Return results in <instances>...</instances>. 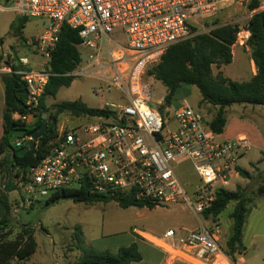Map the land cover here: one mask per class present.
I'll use <instances>...</instances> for the list:
<instances>
[{
	"label": "built area",
	"instance_id": "obj_1",
	"mask_svg": "<svg viewBox=\"0 0 264 264\" xmlns=\"http://www.w3.org/2000/svg\"><path fill=\"white\" fill-rule=\"evenodd\" d=\"M221 1L6 0L0 4V11L11 10L18 19L44 22L42 32L28 41L36 61L21 57L0 65V76L17 75L26 84L27 113L15 114V121L34 125L35 110L50 78L49 63L65 25L78 30V48L87 54L85 59L81 55L72 75L96 77L104 84L98 96L115 90L121 99L98 109L103 114L80 117L74 127L57 128L46 156L15 191L25 208L41 189L83 187L90 195H129L155 208L183 204L198 218L199 228L169 229L155 244L191 264H239L220 246V221L206 220L204 213L212 208L217 191H230L240 176L238 161L251 141L245 136L222 139L212 131L206 115L187 104L177 109L155 104L138 70L143 62L157 65L169 48L214 29L194 28L200 19L216 14ZM239 30L236 43L247 47L248 26ZM26 140L13 145L20 149Z\"/></svg>",
	"mask_w": 264,
	"mask_h": 264
},
{
	"label": "trees",
	"instance_id": "obj_2",
	"mask_svg": "<svg viewBox=\"0 0 264 264\" xmlns=\"http://www.w3.org/2000/svg\"><path fill=\"white\" fill-rule=\"evenodd\" d=\"M263 0H250L247 4L249 12L254 13L248 21L251 33L248 47L251 50L252 60L255 63L257 74L245 83L232 81L219 72L213 74V66L218 68L232 63V47L236 44L239 26L233 24L217 25L209 33L200 34L191 41L177 44L169 48L160 59V62L150 69L147 74L160 82L166 89L164 106L171 107L176 91L183 85L196 87L202 100L200 106L209 105L215 109L209 120L210 128L217 134H223L228 123V109L235 106H264V11H260ZM29 21L16 19L12 25L14 37H23L24 26ZM0 38V46L3 44ZM81 43L78 30L65 25L60 33L59 42L49 63L50 74L48 85L35 110L33 126H26L15 121L17 113L26 114L27 108L22 92L26 89L23 79L17 75H2L1 81L5 88V109L3 112V136L0 140V175L5 182L0 190V264H11L28 261L37 250L34 237V228L31 225H21V234L15 241H5L8 235L7 228L12 223L15 210V200H10V193L26 183L31 168L36 167L46 156L48 144L56 135L59 115L69 113L74 117L95 116L103 114L98 109H91L80 100L62 101L48 106V99H56L62 88H69L75 81L73 72L82 62L78 46ZM4 56L0 52V60ZM19 69V68H16ZM48 115V129L38 141L36 148L29 150L23 157L17 151L10 139L17 129L26 128L28 132L41 126L43 115ZM242 178L249 179L250 174L239 168ZM264 196V187L260 188ZM62 199H71L77 203H110L116 202L123 209L135 207L138 209H155V206L145 200H136L132 196L111 198L103 195H90L85 187L81 190H57L51 193L46 200L47 206L57 204ZM236 202L230 218L232 220V235L227 241L224 252L236 261L237 256L243 255L246 248L243 244V231L246 220L251 213L248 207L249 200L245 192L218 190L217 198L212 208L204 213L206 220H219V216L230 203ZM76 248L80 258L75 264H138L143 257L137 244L120 248L116 253L98 251L83 241L80 228L74 233Z\"/></svg>",
	"mask_w": 264,
	"mask_h": 264
},
{
	"label": "rangeland",
	"instance_id": "obj_3",
	"mask_svg": "<svg viewBox=\"0 0 264 264\" xmlns=\"http://www.w3.org/2000/svg\"><path fill=\"white\" fill-rule=\"evenodd\" d=\"M250 0H222L216 14L202 18L195 25V30L206 32L211 27L217 25L233 24L245 27L248 24L249 11L247 4ZM0 4H4L0 0ZM16 14L14 12L0 11V33L4 42L8 45H14V56H30L28 50L20 42L16 41L11 30ZM17 17L15 18V20ZM42 20H30L23 29L24 36L38 35L43 29ZM15 42V43H14ZM6 53V51H4ZM82 58H86V51L80 50ZM156 63L154 61H145L139 67V74L142 84L149 85L150 99L155 103H162L167 95V89L147 72L152 69ZM226 69V72L229 69ZM214 71L218 69L213 66ZM239 71V67L232 70ZM229 74V73H228ZM104 86L102 80L93 77H76L74 83L69 88H62L56 99H48V106H52L62 101L80 100L91 109H101L106 104L121 103L120 95L115 90L107 92L105 96L100 97L96 94L97 90ZM200 92L194 86L183 85L173 96L171 107L180 108L187 104L206 115L205 108L200 106ZM2 101V99H1ZM254 107H243L235 105L231 109L235 113L244 116H250L261 127L264 133V120L256 114H250L249 109ZM231 113L228 112V117ZM207 119L210 118L206 115ZM73 117L69 113L59 115L57 127L61 125L76 126L81 122L80 118ZM174 125V122L171 123ZM264 135V134H263ZM239 166L250 174V178L238 177L234 181L230 191L245 192L249 200L248 207L252 210L247 218L245 228L246 253L243 258L237 259L239 264H264V196L260 194V188L264 187V150L260 152L252 149L247 155L238 161ZM5 180L0 175V190ZM52 191L41 189L32 199L29 208L23 206V202L16 192L10 193V200H15V208L12 223L7 228L4 237L5 241H15L21 234V225H31L34 228V237L38 244L36 253L25 262L19 264H57L67 263L79 258L80 252L76 248L74 233L80 228L83 233V241L91 243L97 240L93 245L97 249H102L109 244H127L134 233L141 231L160 238L168 229L178 230H197L199 220L186 205H175L172 207H158L155 209H138L131 207L121 208L118 203H77L71 199H62L52 206L46 205L47 198ZM236 202L230 203L226 210L219 216L222 227L221 248H226L227 241L232 235V214ZM202 223L205 221L200 217Z\"/></svg>",
	"mask_w": 264,
	"mask_h": 264
},
{
	"label": "crops",
	"instance_id": "obj_4",
	"mask_svg": "<svg viewBox=\"0 0 264 264\" xmlns=\"http://www.w3.org/2000/svg\"><path fill=\"white\" fill-rule=\"evenodd\" d=\"M3 2L5 3L6 0H3ZM260 11H264V0H263ZM1 12H4V11H1ZM5 12H13V11L10 10V11H5ZM253 14L254 13L249 12L248 18L250 19L253 16ZM16 17H14L13 22L15 21ZM38 35H31V36L23 35V37H20V38L14 37L16 41L20 39V42L24 45V48L28 50V53L30 54V56H20V57L14 56L13 52H15V48L18 47L16 43L14 42L15 46L14 45L12 46V45H8L6 42H3V44L0 46V52L4 57L0 60V65H6L11 61H18L21 57H29L33 61H36L37 57L34 56L32 52L30 51V48L28 46V41L31 38H34ZM0 38H2L1 33H0ZM4 51H6V53ZM232 54H233L232 63L227 66H222L218 68L216 72L213 69V74L216 76L219 72H221L224 75V77L232 81L239 82V83L249 82L257 74L255 63L252 60L250 48L248 46L242 47L236 43L232 47ZM228 67L230 68L232 67V69L235 67L236 68L239 67V71H237V69L234 71L229 68L230 70L228 71L229 73L228 74L226 72V69ZM4 92H5V88H4L3 82L1 81V76H0V140L4 133L3 131V112L6 107L5 102H4V98H5ZM201 100H202V97L200 95L199 102H201ZM203 107L205 108L206 115L210 118L209 120H211L216 110L212 109L209 105H203ZM243 107H248V106H243ZM231 108L228 109V112L231 113V115L228 117L227 127H226L225 132L221 134V138L231 140V139H236L238 137L245 136L251 141V147L249 151L247 152V154L251 152L253 148L259 150L260 152H263L264 150V135L263 134L264 133L262 132L261 127L258 125V123H256V121L252 119V117L235 113L234 110ZM249 111H250V114H256L257 116H259L260 118L264 120V106H257L251 110L249 109ZM77 118H80V117H77ZM143 209H148V208H143ZM246 226L247 224H245L244 226L243 244L246 239L245 237ZM134 234L135 236L132 237L127 244H122V245L121 244H117V245L109 244L103 247L102 249H97L93 245V243L97 240H94L92 242V245L91 243H85V244L92 246L98 251L108 250L113 253H116L120 248L128 247L135 243L137 244L138 249L143 257L142 261L138 264H191L184 259L175 258L173 256H170L166 252H164L161 248H159L155 244V239H158V237H155L153 235H150L148 233H144L141 231H137ZM37 249H38V244H37ZM79 258H80V254H79ZM79 258L73 259L74 261H67V263H64V264H75L79 260ZM240 258H243V255L237 256V259H240ZM19 263H20L19 261L15 260L11 264H19ZM57 264H63V263H57Z\"/></svg>",
	"mask_w": 264,
	"mask_h": 264
},
{
	"label": "water",
	"instance_id": "obj_5",
	"mask_svg": "<svg viewBox=\"0 0 264 264\" xmlns=\"http://www.w3.org/2000/svg\"><path fill=\"white\" fill-rule=\"evenodd\" d=\"M22 95H23V99L26 101L28 98L26 90L22 92ZM47 119H48V115L44 114L41 126L32 130L31 132H28L26 129L23 128V129H17L13 133L10 139L11 144H14L16 141H22L25 137L29 138V140L24 141L23 147L17 151V155L19 157H23L25 153H27L29 150H33L36 148L38 141L45 135L48 129Z\"/></svg>",
	"mask_w": 264,
	"mask_h": 264
}]
</instances>
